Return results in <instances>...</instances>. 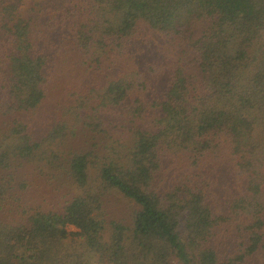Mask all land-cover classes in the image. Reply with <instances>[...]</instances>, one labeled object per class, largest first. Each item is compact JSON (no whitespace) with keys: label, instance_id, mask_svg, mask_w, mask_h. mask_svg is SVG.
<instances>
[{"label":"trees","instance_id":"obj_1","mask_svg":"<svg viewBox=\"0 0 264 264\" xmlns=\"http://www.w3.org/2000/svg\"><path fill=\"white\" fill-rule=\"evenodd\" d=\"M0 264H264V0H0Z\"/></svg>","mask_w":264,"mask_h":264},{"label":"rangeland","instance_id":"obj_2","mask_svg":"<svg viewBox=\"0 0 264 264\" xmlns=\"http://www.w3.org/2000/svg\"><path fill=\"white\" fill-rule=\"evenodd\" d=\"M49 105H50V103H48ZM119 203H121V202H118V201H116V202H114V204H116V209L118 210V211H120V210H122V209H124L126 206H123L124 204H119ZM69 230H75L74 228H72V227H69Z\"/></svg>","mask_w":264,"mask_h":264}]
</instances>
